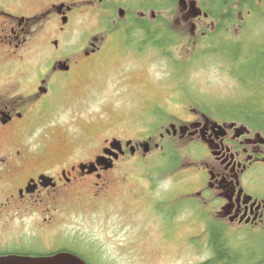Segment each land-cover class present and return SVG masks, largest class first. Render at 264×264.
Returning <instances> with one entry per match:
<instances>
[{"label": "flooded vegetation", "instance_id": "flooded-vegetation-1", "mask_svg": "<svg viewBox=\"0 0 264 264\" xmlns=\"http://www.w3.org/2000/svg\"><path fill=\"white\" fill-rule=\"evenodd\" d=\"M32 1L39 2L41 9L20 13L0 8V257L64 252L92 264L71 240H66L74 238L68 235L67 224L81 215V207H76L72 199L81 206L80 198L90 194L88 204L101 206L108 198L103 196L108 187L115 190L111 173L118 164L138 156L147 158L154 149L166 154L183 144L190 151L187 169L195 177L192 187L188 183L191 191L181 195L179 185L187 175L180 177L178 171L175 178L161 180L156 189L149 185L148 208L155 211L158 221L170 225L175 238L182 227L175 224L180 212L177 204L189 198L193 203L187 210L189 218L202 229L201 237L211 241L212 231L216 230L222 238H234L240 249H246L247 254L242 249L240 252L252 259L249 264H264V126L234 115L242 111L191 108L186 118H178L159 107L151 115L155 120L162 115L157 142L148 132H142L140 139L113 137L104 140L89 159L78 158L66 165L68 158L64 159L61 143L60 152L52 150L50 142L58 137L54 132L39 141L28 137L37 127L49 129L56 110L63 101L69 103L65 99L77 92L80 80H95L94 88L104 80L102 86L115 93V81L122 83L147 71V65H124L120 60L116 71H112V58L123 54L142 61L150 48L158 54L167 49L183 51V46H190L192 41L197 48L201 42L207 43L211 34H229L233 27L221 26L222 21L232 19L229 1L221 5L225 12L221 13L220 27L215 22L219 16L215 0H175L177 16L167 25L163 13L154 10L150 0ZM96 15L103 20L100 29H92L96 33L85 31V19L91 22ZM240 17L241 12L237 15ZM135 20L156 25V40H164L163 32L170 31L171 42L165 45L155 39L147 41L149 34L135 26ZM112 38L119 40L115 48L108 42ZM44 39L45 54L50 58L41 63L27 58L33 40L39 43ZM92 95L88 89L86 97ZM115 115L125 122L129 112ZM114 122L118 124L115 118ZM87 123L94 128L99 122L90 118ZM165 142L169 148L164 151ZM68 143L72 147L76 144L70 139ZM37 163H42L40 168ZM25 214L31 219H24ZM192 236L188 233L186 238ZM252 241L255 243L247 245ZM45 245L50 247L33 251Z\"/></svg>", "mask_w": 264, "mask_h": 264}, {"label": "rangeland", "instance_id": "rangeland-1", "mask_svg": "<svg viewBox=\"0 0 264 264\" xmlns=\"http://www.w3.org/2000/svg\"><path fill=\"white\" fill-rule=\"evenodd\" d=\"M228 1L232 19L222 21V25L220 17L221 13L225 12L221 11L224 0L214 2L215 12L219 15L215 19L218 27H233L227 35H209V42L212 40L214 43L215 38L218 39L215 44L203 41L196 48L192 41L190 46H183V51L167 49L161 51L162 54L150 48L146 55H143L142 61L123 54L114 57L111 59L112 71H116L119 60L124 65L138 62L142 67L147 65V71L122 80V83L115 81L112 85L115 93L112 88L106 90L102 86L104 80L95 88V80H80L76 83L79 86L77 92L74 95L68 94L65 99L69 103L66 105L63 101L59 110H56L55 121L49 129L37 127L28 137L39 141L48 139V132H54L58 137L54 142H50L52 150L60 152L61 143L62 150L66 153L64 159L68 158L64 161L66 165L78 158L84 161L89 159L100 150L104 140H111L113 137L126 135L127 138L140 139L142 132H148L149 136H155L157 142L161 132V123L158 122H163L162 115L157 116L156 120L151 115L159 107L165 114H173L178 118H186L191 108H212L213 112L219 110L225 113L248 111L250 114L234 115L245 121H259L264 126V0ZM150 3L153 4L154 10L163 13L166 25L173 23L178 10L175 0H150ZM39 5V2L32 0H0V8L5 7L20 13L40 10ZM238 10L241 12L239 19ZM102 23V17L99 15L88 23L85 19V31L96 33L92 29H100ZM220 36H223L222 39H219ZM186 39L188 40V36ZM45 42L46 39L39 43L38 40H33L26 57L36 59L40 63L49 59L50 55L45 54ZM108 42L114 44L112 48L119 44L115 38L109 39ZM223 44H227V47H221ZM228 44L230 47L240 46L244 56L248 53L247 58L249 55L252 58L258 55V67L263 66L258 73L261 81L256 83L250 78L249 82L243 83L237 78L234 71L237 64L229 59ZM223 50L226 51L222 53ZM239 61L243 62V58ZM181 62H189L190 65L186 66ZM88 89L93 91L90 99L89 96L86 97ZM126 111L129 115L125 122L115 115V112ZM113 117L118 120V124H115ZM90 118L99 122L94 128L87 123ZM69 139L75 140L73 147L68 143ZM162 145L165 146L164 151L168 150V142ZM188 153L189 149L182 144L166 154L154 149L147 158L138 156L118 164L111 173V178L115 180L114 192L108 187L109 190L103 193V196H108L105 204H88L87 198L90 194H83L80 198L81 206L72 199L76 207H81V215L67 224V231L70 233L68 235L74 237L66 238L67 242L71 240L73 246L85 254L92 264H204L211 260V241L201 237L202 229L195 227L190 221L188 211L193 203L189 198L182 199L177 204L180 212L175 224L182 227L175 238H172L170 225L161 219L158 221L155 211L151 212L148 208L150 202L147 200L146 190L149 185L156 189L161 186V180L175 178L178 171L180 177L184 178L185 173L187 175L186 179L180 181L181 195L191 191L195 177L194 172L187 169L190 161ZM139 155H142V152ZM41 164L36 165L40 168ZM26 217L31 219L30 215L25 214L24 219ZM188 233H191L193 238H186ZM227 240L232 248L241 253L242 248L238 247L234 238ZM47 242L52 243L51 240ZM253 243L255 241L248 242L247 245ZM48 247L50 246L45 245L43 249L35 247L33 251L46 250ZM242 251L247 254L245 248ZM251 253L252 251L249 254ZM243 260L245 262V259Z\"/></svg>", "mask_w": 264, "mask_h": 264}, {"label": "trees", "instance_id": "trees-1", "mask_svg": "<svg viewBox=\"0 0 264 264\" xmlns=\"http://www.w3.org/2000/svg\"><path fill=\"white\" fill-rule=\"evenodd\" d=\"M134 25L140 27L146 35L149 34L148 35L149 40L147 41L151 42L152 39L156 40V34H155L157 31L156 30L157 28L155 27L156 25L150 22L147 23L146 21L143 20H135ZM163 33H165V39L162 41L156 40V43L166 42L165 45H167L168 43L171 42V40L168 39L169 37L168 33H170V31L165 30ZM217 40L218 39L215 38L214 43L212 40H210L209 44H215ZM221 47H227V44L226 45L223 44ZM225 51L226 50H223L222 53H224ZM227 53L229 59H231V62L237 64V67H235L234 71L237 74V78L241 82L245 83L250 78H252V80L256 83L261 81V78L259 77L258 73L263 68V66L258 67V65H260V63L258 62L259 61L258 55L256 56V58L255 57L252 58L250 57V55L249 58H247L248 53H246L247 55L244 56V53L241 51L240 46H237V48L235 46L232 47L229 46V50ZM240 56L241 58H243V62L241 63H239L240 62L239 60L241 59ZM181 63L185 64V62H181ZM242 112L246 115L250 114L248 113V111H242ZM211 249L213 251V258L204 264H244V263L249 264L250 261H252V259L249 258L248 256L242 255L241 253L237 252L234 248H232L228 240L226 238H222L219 232L216 230L212 231ZM243 259H245V262Z\"/></svg>", "mask_w": 264, "mask_h": 264}, {"label": "water", "instance_id": "water-1", "mask_svg": "<svg viewBox=\"0 0 264 264\" xmlns=\"http://www.w3.org/2000/svg\"><path fill=\"white\" fill-rule=\"evenodd\" d=\"M148 145L145 151H148ZM0 264H86L81 258L70 253H59L54 256L47 257H27L10 255L0 257Z\"/></svg>", "mask_w": 264, "mask_h": 264}]
</instances>
